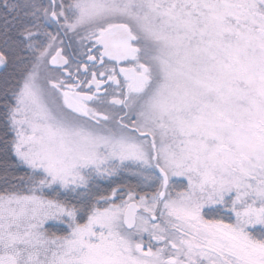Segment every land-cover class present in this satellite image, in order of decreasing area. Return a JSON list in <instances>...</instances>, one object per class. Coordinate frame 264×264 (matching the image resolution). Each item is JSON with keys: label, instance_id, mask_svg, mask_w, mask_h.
<instances>
[{"label": "snow or ice", "instance_id": "obj_1", "mask_svg": "<svg viewBox=\"0 0 264 264\" xmlns=\"http://www.w3.org/2000/svg\"><path fill=\"white\" fill-rule=\"evenodd\" d=\"M0 264H264V0H0Z\"/></svg>", "mask_w": 264, "mask_h": 264}]
</instances>
